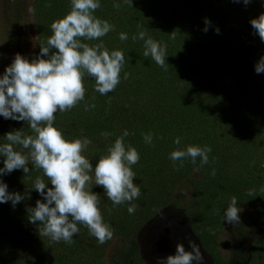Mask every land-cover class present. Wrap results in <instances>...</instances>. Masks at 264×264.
<instances>
[{
  "label": "trees",
  "instance_id": "obj_1",
  "mask_svg": "<svg viewBox=\"0 0 264 264\" xmlns=\"http://www.w3.org/2000/svg\"><path fill=\"white\" fill-rule=\"evenodd\" d=\"M147 2L151 6L147 12L131 8L134 16L130 18L129 26L124 22L123 0L121 7L116 10H112L113 0H102V7L95 14L109 22L123 23L124 30L132 32L131 37L145 30L155 40L165 43L164 34L170 33V41L165 43L169 55L166 69L150 60L151 57L145 58L144 50H129L127 54L135 55L136 58H127L129 63L125 64L121 83L114 92L100 95L94 90L95 81L87 78L89 81L84 80L85 100L71 111L55 114V124L69 138L87 136L92 140L94 146L87 156L93 165L100 156L106 154L109 144L123 130L133 133L125 138V143L135 147L141 156L139 163L133 166L136 172L134 183L140 186L142 192L141 197L132 202L137 205L135 213H128L127 203L113 206L103 193V188L94 187L93 191L101 196L103 218L114 229L113 239L98 244L88 229L80 226V232L73 237L72 243H54L41 237L38 223L32 224L28 219L27 208L35 207L36 201L43 199L37 191L29 190L31 199L21 201L15 208L11 202L0 203V215L11 220L18 219L3 234L2 242L6 239L11 242L13 254L1 252V264H8L10 256L13 257L12 264H103L104 250L116 237H120L128 246L123 258L125 264H141L138 235L141 226L168 201L175 183L199 167V159L196 165L185 160L180 166L181 162L174 163L168 158L178 147L173 143L177 136L181 137L179 147L208 145L212 148L211 153L216 154V159H209V164L199 170L210 178L205 184L208 190L226 191L234 176L239 177L241 184L254 168L251 151L261 142L264 119V73L257 74L254 66L264 56V42L255 34L250 20L264 13V3L262 0H251L245 6L243 0ZM168 6L176 9L175 19L167 16L166 11H170ZM70 9V0H35L39 49L52 35V22L62 18ZM113 12L119 15L115 17ZM206 17L212 22L207 33L203 31ZM217 27L220 34L215 32ZM119 34L110 32L102 38L108 49L114 50V42L120 40ZM135 43L143 45V41ZM124 72L129 74L126 80L123 79ZM86 104H94L95 108L85 110ZM23 127L26 133L31 134L28 126ZM102 132H111L113 135L105 139ZM146 133L155 134L153 145L144 142ZM246 146L250 147L249 152L242 149ZM225 150L229 152L224 157L222 154ZM213 169L214 176L211 175ZM24 176L22 171L17 186L14 189L8 187V190L26 193L23 188ZM37 177L47 182L42 170L33 168L30 188ZM232 185L231 189H234ZM244 187H241L246 193L242 203L251 200L259 205V200L261 206L263 199L259 198L260 195L248 197ZM204 193L198 194L195 201L201 203L200 196ZM199 209L197 205L189 211L191 224L203 240L208 241L211 233L206 231L209 230L207 222L202 231L196 225L201 219V213H196Z\"/></svg>",
  "mask_w": 264,
  "mask_h": 264
},
{
  "label": "clouds",
  "instance_id": "obj_2",
  "mask_svg": "<svg viewBox=\"0 0 264 264\" xmlns=\"http://www.w3.org/2000/svg\"><path fill=\"white\" fill-rule=\"evenodd\" d=\"M240 2V0H236ZM131 4L132 0H123ZM251 0H243L247 6ZM264 3V0H262ZM71 9L62 18L52 22V35L45 45H41L39 53L29 60L17 53L9 66L0 74V117L5 120L26 122L31 134L24 127L7 132L0 143V203L11 202L13 208L25 199H31L30 191L35 190L43 198L37 200L35 207H28V219L32 224L38 223L41 237L51 242L72 243L73 237L80 232V226L88 229L89 234L104 244L113 239L114 229L103 218L101 196L93 191L94 187L103 188V193L112 201L113 206L128 204L129 214H134L137 205L132 203L141 197L138 184L134 183L136 172L133 166L138 164L141 156L125 138L133 133L123 130L114 142L106 149V154L99 157L93 165L86 155L92 140L87 136L69 138L55 124L56 113L71 111L85 100V78L95 81L94 90L100 95L114 92L121 83V73L126 63L123 50H109L102 38L115 31V25L95 13L102 7V0H70ZM113 7L119 9L121 0H113ZM34 13V8H29ZM212 22L204 18L205 33ZM255 34L264 42V13L250 20ZM216 34L220 29L215 28ZM121 41H127L126 32L119 34ZM133 41H143V56L151 59L161 68L166 69L167 45L140 30L134 34ZM98 41L96 43H90ZM254 70L264 73V56L256 62ZM129 74L124 72L123 79ZM95 105L85 106V110ZM108 139L113 133L102 132ZM154 133H146L144 142L154 144ZM173 143L178 147L169 154L174 163L190 160L199 167V171L209 164L208 145H181V137L177 136ZM29 165L32 166L30 170ZM34 169L42 170L44 179L37 177L29 192H10L2 179L14 170L22 169L30 175ZM211 175H215L213 169ZM49 183L52 185L49 187ZM264 190V189H262ZM253 192L250 191L249 195ZM242 211L237 197H231L224 210L223 220L230 224L238 223ZM162 220L166 217L161 214ZM171 225L169 224V227ZM213 232L212 229H209ZM214 234V232H213ZM190 250L183 243L176 244L174 254L166 257H155L156 264H204V256L193 240H188Z\"/></svg>",
  "mask_w": 264,
  "mask_h": 264
},
{
  "label": "rangeland",
  "instance_id": "obj_3",
  "mask_svg": "<svg viewBox=\"0 0 264 264\" xmlns=\"http://www.w3.org/2000/svg\"><path fill=\"white\" fill-rule=\"evenodd\" d=\"M30 7L35 9V0H0V74L4 72L6 66L12 63L17 53H22L29 60L39 53L40 39L36 25V14L35 12H29ZM122 7L125 9L124 22L128 26L130 18L134 16L131 8H135L136 10L138 8L139 11L146 12L148 9H151L147 0H144V2L132 0V5L123 3ZM116 9L112 5V10ZM168 9L170 11H166L167 16L175 19L176 9L171 6H168ZM113 13H115V17L119 15L117 12ZM110 23L115 25V31L112 33L126 32L129 36L127 41L119 40L114 42L116 45L114 50H123L126 60L130 56L135 57V55L127 54V51L137 52L144 50L143 45L140 46L131 39L132 32L125 31L123 23H119L118 21ZM168 34L170 33L164 34L163 38L166 44L170 41ZM140 68L141 70L144 69L142 66ZM85 80L89 81L87 78ZM23 126H27L23 121L5 120L0 117V143H6L3 136L7 132ZM261 127L263 128L261 131V142L251 151L254 168L249 171L244 180L241 178L243 180L241 184L239 177L234 176L233 182L232 180L229 181L226 191L222 189H216V191L208 190L205 184L210 178H207L204 172L194 171V169L175 183L171 188L168 201L162 204L156 210L154 216L148 218L141 226L138 234L141 246V264H156L155 257H166L174 254L177 243H183L185 249L190 250L188 245L189 239L196 242L200 248L204 256V264H264V190H262L264 189V119H262ZM226 136L228 135L226 134ZM93 146L94 144L92 143L88 152L91 151ZM242 149L245 152H249L250 147L246 146ZM225 151L227 153L223 152L222 154L224 157L228 156L229 152L228 150ZM216 158V154L209 153L211 161ZM217 160L220 161V159ZM0 167H3L2 159H0ZM29 167L31 170L32 166L29 165ZM22 171V169L14 170L11 174L3 176L2 179L7 183L9 188L14 189V186H17V183L21 179ZM31 173L24 176L25 187L23 188L26 192H29ZM232 183L234 189H231ZM242 186H246L244 190L248 191V197L260 195L259 198L263 199L262 205L259 206V200V205L251 202V200L250 202L242 203L243 197L246 195V193H243ZM239 188H241L240 191ZM250 191L253 192L252 195H249ZM201 193H204V195L200 196V203L195 201V198ZM233 196L237 197L242 211L239 213V222L230 224L222 220L224 210L228 207ZM193 201L200 208L196 213H201V219L196 223L198 229L202 231L204 224L207 222L208 229H212L214 232L213 234V232L206 230L208 234L211 233L208 241L207 239L204 241L191 224L189 211L197 207ZM161 214L166 219L162 220L160 218ZM17 222L18 219L11 220L0 215V257L1 252L4 251L9 255L13 254L11 242L8 239L2 242V237L9 230L10 225L14 226L13 224ZM169 224L171 225L170 227ZM127 249L128 246L122 239L116 237L104 250L103 264H125L123 258ZM12 258V256L8 257V264L13 263Z\"/></svg>",
  "mask_w": 264,
  "mask_h": 264
}]
</instances>
